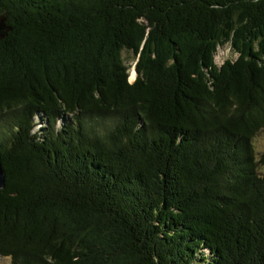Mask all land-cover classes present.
Listing matches in <instances>:
<instances>
[{
  "label": "trees",
  "instance_id": "obj_1",
  "mask_svg": "<svg viewBox=\"0 0 264 264\" xmlns=\"http://www.w3.org/2000/svg\"><path fill=\"white\" fill-rule=\"evenodd\" d=\"M0 19L1 257L264 264V0H0Z\"/></svg>",
  "mask_w": 264,
  "mask_h": 264
},
{
  "label": "rangeland",
  "instance_id": "obj_2",
  "mask_svg": "<svg viewBox=\"0 0 264 264\" xmlns=\"http://www.w3.org/2000/svg\"><path fill=\"white\" fill-rule=\"evenodd\" d=\"M235 58V54L233 53L232 49L229 46H225L223 48H219L217 54L215 56V60L217 64H220L226 58ZM123 58L125 63L130 67L129 69V81L132 82L135 78V71H134V59L129 52L123 53ZM134 74V76H133ZM133 76L131 80L130 77ZM254 148L259 152L264 150V131L259 133L257 137L253 140ZM0 264H9V259L6 257L0 256Z\"/></svg>",
  "mask_w": 264,
  "mask_h": 264
},
{
  "label": "water",
  "instance_id": "obj_3",
  "mask_svg": "<svg viewBox=\"0 0 264 264\" xmlns=\"http://www.w3.org/2000/svg\"><path fill=\"white\" fill-rule=\"evenodd\" d=\"M8 30L9 28L3 24V19H0V38H3L6 35V32ZM135 74H136V71H135ZM4 183H5V173L0 164V188L4 187Z\"/></svg>",
  "mask_w": 264,
  "mask_h": 264
},
{
  "label": "built area",
  "instance_id": "obj_4",
  "mask_svg": "<svg viewBox=\"0 0 264 264\" xmlns=\"http://www.w3.org/2000/svg\"><path fill=\"white\" fill-rule=\"evenodd\" d=\"M215 62H216V60H215ZM217 63V62H216Z\"/></svg>",
  "mask_w": 264,
  "mask_h": 264
},
{
  "label": "clouds",
  "instance_id": "obj_5",
  "mask_svg": "<svg viewBox=\"0 0 264 264\" xmlns=\"http://www.w3.org/2000/svg\"><path fill=\"white\" fill-rule=\"evenodd\" d=\"M136 75V74H135ZM134 80V79H133Z\"/></svg>",
  "mask_w": 264,
  "mask_h": 264
}]
</instances>
